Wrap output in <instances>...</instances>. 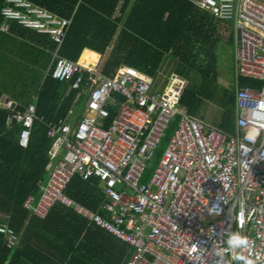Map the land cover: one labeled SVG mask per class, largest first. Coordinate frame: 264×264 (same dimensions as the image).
<instances>
[{
  "label": "built area",
  "instance_id": "obj_1",
  "mask_svg": "<svg viewBox=\"0 0 264 264\" xmlns=\"http://www.w3.org/2000/svg\"><path fill=\"white\" fill-rule=\"evenodd\" d=\"M192 2L220 19L236 21L234 133L189 112L181 103L188 84L184 78L173 75L162 91L155 89L156 77L133 72L108 77L55 53L53 78L75 79L73 87L81 89L89 77L88 113L76 126L48 124L53 140L49 178L41 184L39 199L28 198L24 207L41 218L58 204L73 208L128 245L119 264H216L220 248L236 264L225 244L226 234L233 231L249 240L243 254L264 264V3ZM13 22L48 34L60 48L73 16H60L31 0H7L0 11V31L10 33ZM241 78L258 85L243 86ZM7 106L6 126H21L19 143L26 148L38 119L37 105L18 110L9 101ZM112 109L117 113L108 124ZM177 117L175 134L151 180L144 182L148 161ZM76 175L100 181L107 215L66 194ZM0 233L9 248L20 243V233L1 218Z\"/></svg>",
  "mask_w": 264,
  "mask_h": 264
},
{
  "label": "trees",
  "instance_id": "obj_2",
  "mask_svg": "<svg viewBox=\"0 0 264 264\" xmlns=\"http://www.w3.org/2000/svg\"><path fill=\"white\" fill-rule=\"evenodd\" d=\"M6 1L0 0V11ZM32 1L59 12L64 17L75 14L71 30L62 47V55L72 60H78L85 47L106 55L120 29L121 20L112 19L120 0ZM130 2L131 0H125L122 7L124 12ZM167 13L169 16L165 19ZM225 22L217 20L204 10L201 11L192 0H136L126 25L117 37L115 47L104 62L103 72L106 76L113 77L125 64L146 73H154L165 53H170L180 62L182 72L185 69L194 70L204 82H209L218 77L217 46L226 38L224 32L228 27ZM44 37L45 45L48 44L53 50L57 49V43L48 36ZM100 59V54L85 50L80 63L93 68L97 67ZM128 70L130 69L121 67L119 75ZM72 83L73 81L62 82L49 77L40 97L38 115L44 116L46 121L59 120L66 117L74 103L82 105L86 93L70 90ZM243 83L254 85V81L252 83L250 80H244ZM203 95L202 91L188 87L181 103L191 114H198L203 104ZM25 98L26 96L17 98L20 101L18 109L23 108ZM7 115V111L0 109V210L13 211L16 216L14 220L17 221L18 217L23 220L29 214L24 208L28 196L33 195L39 199L41 195L38 182L47 179L46 167L50 160L48 151L53 140L48 134V126L36 120L30 144L23 149L15 139L17 132L21 130L20 125L14 130H7ZM9 145L13 148L5 147ZM23 151L32 155L33 159L27 160L21 156L20 162L14 159ZM98 185L99 181L95 178L84 180L76 175L66 194L95 209L99 203L96 190ZM1 196L10 199L9 207L1 202ZM126 248L128 247H125L124 257L127 254ZM10 250L4 236L0 234V264H4V253ZM120 261L121 257L118 262Z\"/></svg>",
  "mask_w": 264,
  "mask_h": 264
},
{
  "label": "crops",
  "instance_id": "obj_3",
  "mask_svg": "<svg viewBox=\"0 0 264 264\" xmlns=\"http://www.w3.org/2000/svg\"><path fill=\"white\" fill-rule=\"evenodd\" d=\"M124 2L125 0H120L117 9L112 15L113 20L120 19L121 22H120V29L117 31L113 42L108 48L107 54L103 55L102 53L90 47H85L81 52L79 59L74 61H78L80 63V59L83 53L85 52V50L94 51L100 54L101 59L97 67H93V69H95L94 71H97L98 73L105 75L103 72L104 62L106 58L111 54L113 48L115 47L117 37L119 36L121 30L126 25L136 0H131L125 12L122 10ZM34 3L36 5H39L36 2ZM44 8L48 9V7L46 6ZM200 9L201 11L204 10L202 8ZM50 11L60 16H63L59 12L53 10ZM204 11L209 13L217 20L234 21L233 28L236 30V37H237L236 48H237L239 41V34L235 19H220L216 17L213 13L207 10ZM72 16L74 20L75 14H73ZM168 16L169 13L166 14L165 19ZM227 30L225 32H227ZM34 31L35 30L25 28L16 22L12 23L10 33L0 31V109L7 111L8 114L10 113V108H8L7 104H5V100H4L5 96L10 98V101L15 103L16 109H18L17 106L19 105L20 102L18 101L17 98L22 99L24 98V96H26V98L24 99L25 103L23 105V108L18 110H22V109L26 110L30 104L35 103L37 105V115H38V105L40 102L42 91L45 87L47 79L49 77L53 78L51 72L54 67L55 53L58 51L59 55L64 56L62 55L63 45L60 48L57 45V49L53 50L48 44L45 45L44 42V38H45L44 36H48L50 38L51 36H49L48 34H43L35 31L37 33L36 34ZM224 34L226 36V33ZM226 39L227 36L224 40ZM30 47L33 48L30 49ZM64 57L68 58L67 56ZM177 61L178 60L173 55H171L170 53H165L162 62L160 63L159 67L156 69L154 73H146L125 64L122 65L121 67H126L129 68L130 70L131 69L135 70L143 75L156 77L158 83L156 84L155 89H159L162 91H164L167 88L168 83L170 82V78L173 75L179 76L188 81L187 87L185 88L186 91V89L190 85L189 84L190 80L184 74H180L177 71H175L176 69H178L179 71L182 69L180 65L179 66L177 65ZM45 62H47L46 65ZM235 62H236V50H235ZM217 64H218V58H217ZM120 69L118 70V72L120 71ZM74 80L75 79H71V80L69 79L62 82L73 81L74 83ZM235 80H236V90H237V66H236ZM244 80L245 81L250 80L253 83V80L251 79L241 78V85L243 86L258 85L257 82L255 81H254V85L251 84L244 85L243 83ZM73 83L70 90L76 89L73 87ZM76 90H81L86 93L85 94L86 97L84 98V103L82 105L81 104L77 105L76 103H74L72 107L69 109L66 117L62 119L59 120L54 119L51 121H46L44 116L38 115L37 120L44 122L46 126H48L49 123L58 122V121H65L72 126H76L81 120V118L84 116V114L88 113L87 101L90 92L89 77H87L86 81L83 83V87L81 89H76ZM236 90L233 94V102L235 106H236ZM116 113L117 110L112 109L113 117L116 115ZM112 116L107 122L108 124H110L111 120L113 119ZM196 116L201 118L200 111L199 114H197ZM18 127L19 125H16L12 129H8L6 126L7 130H14ZM19 128L21 129V126ZM226 131L231 133H234L236 131V120L233 122H229L227 124ZM19 137H20V130L19 132H17L15 138L18 142H19ZM5 147L13 148V146L11 147V145ZM22 148L25 149V147ZM26 155L28 154L23 151L22 154L18 155L14 159H16L18 162H20L19 161L20 156L21 158H25L27 160H29L30 158L33 159L32 155H28V156ZM47 167H46L47 179L39 180L38 182V186L40 190H41V184L47 182L49 178V171ZM97 188L98 189L96 190L99 195V203L97 204V208L95 209L86 206L85 204L77 201L74 198L73 199L92 210L97 211L99 209H103L104 203L106 201V196L103 192L100 181ZM30 197L36 199V197L33 195L28 196V198ZM1 202L2 203L4 202L8 207L11 205V201L8 197L3 196L1 198ZM28 211L29 214L25 219L22 220V218L18 217V220L16 221L14 220L16 216L14 215L13 211L0 210L1 220L5 224H8L13 228H15L20 233L21 236L20 243L18 244L17 247L11 249L7 246L11 250L4 253L5 255L4 264H119L126 257V256L124 257L125 247H128L126 243L118 239L114 234L107 231L106 229L91 224L89 219H87L81 214H78L71 207L58 204L52 210V213L49 214L46 218H41L37 215H34L30 210ZM102 213L104 215H107V212L104 209ZM1 235L4 236L6 243L5 235L4 234ZM119 257H121L120 262H118Z\"/></svg>",
  "mask_w": 264,
  "mask_h": 264
},
{
  "label": "rangeland",
  "instance_id": "obj_4",
  "mask_svg": "<svg viewBox=\"0 0 264 264\" xmlns=\"http://www.w3.org/2000/svg\"><path fill=\"white\" fill-rule=\"evenodd\" d=\"M260 1L264 2V0ZM225 25L228 27L227 32H224L227 39L217 46L218 64L216 72L218 77L212 78L209 82H204L202 77L194 70L185 69L182 72V70L176 69L175 71L184 74L190 80V88L204 93L203 104L200 108L201 119L226 131L229 122L236 120L237 125L238 112L237 106L233 102V94L236 90V30L233 28V20L226 21ZM177 65H180L179 61H177ZM179 122L180 117L174 119L170 129L166 132L152 158L148 161V169L143 177L144 182L151 180L171 138L179 126ZM118 189H122V186H119Z\"/></svg>",
  "mask_w": 264,
  "mask_h": 264
},
{
  "label": "clouds",
  "instance_id": "obj_5",
  "mask_svg": "<svg viewBox=\"0 0 264 264\" xmlns=\"http://www.w3.org/2000/svg\"><path fill=\"white\" fill-rule=\"evenodd\" d=\"M225 244L231 251V261L236 264H255V262L243 254L244 249L249 246L248 238L238 231L229 232L225 237ZM215 256L218 258L216 264H230L226 259L224 248L216 249Z\"/></svg>",
  "mask_w": 264,
  "mask_h": 264
},
{
  "label": "bare ground",
  "instance_id": "obj_6",
  "mask_svg": "<svg viewBox=\"0 0 264 264\" xmlns=\"http://www.w3.org/2000/svg\"><path fill=\"white\" fill-rule=\"evenodd\" d=\"M84 66V65H83ZM86 67V66H85ZM86 68H88V67H86ZM89 69H91V70H95V69H93V68H89ZM127 72H133V73H135V74H138V75H140L139 74V72H137V71H135V70H129V71H127Z\"/></svg>",
  "mask_w": 264,
  "mask_h": 264
},
{
  "label": "water",
  "instance_id": "obj_7",
  "mask_svg": "<svg viewBox=\"0 0 264 264\" xmlns=\"http://www.w3.org/2000/svg\"><path fill=\"white\" fill-rule=\"evenodd\" d=\"M4 100H5V104H7L10 101V98H8L7 96H5ZM14 106H15V103H14Z\"/></svg>",
  "mask_w": 264,
  "mask_h": 264
}]
</instances>
